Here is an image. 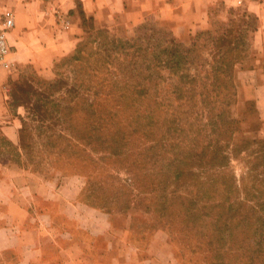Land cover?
<instances>
[{
	"label": "rangeland",
	"instance_id": "obj_1",
	"mask_svg": "<svg viewBox=\"0 0 264 264\" xmlns=\"http://www.w3.org/2000/svg\"><path fill=\"white\" fill-rule=\"evenodd\" d=\"M233 18L251 22L241 12ZM139 25L86 36L98 35L87 39L78 62L62 70L78 95L49 89L30 66L14 88L22 95L27 82L32 85L15 161L33 181L47 182L52 194L61 185L78 189V201L111 219L108 235H93L60 213L55 201H38L48 213L47 256L59 257L58 243H78L82 249L72 255L91 264H264V115L250 98L252 89H245L255 84H238L237 91V84L213 79L210 65L233 46L237 63L243 62L250 33L244 31L248 39L236 45L217 43L214 36L239 37V30L215 15L201 27L212 30L204 36L208 51L193 54L192 68L172 59L155 65L148 55L130 64L126 45L151 49L173 28L153 18ZM201 28L174 35L189 46L188 33ZM135 35L141 37L130 46L124 38ZM86 105L94 113L86 115ZM66 106L74 127L62 122L59 109ZM85 118L88 131L81 128ZM10 226V217H0V228ZM111 236L115 249H107ZM20 256L19 250H0V264Z\"/></svg>",
	"mask_w": 264,
	"mask_h": 264
},
{
	"label": "crops",
	"instance_id": "obj_2",
	"mask_svg": "<svg viewBox=\"0 0 264 264\" xmlns=\"http://www.w3.org/2000/svg\"><path fill=\"white\" fill-rule=\"evenodd\" d=\"M232 10L255 18L249 57L235 77L237 86L255 84L245 89H252L250 98L264 115V0H245L242 4L237 0H0V28L7 13L15 18V26L7 34L10 49L0 74V202L6 203L0 217L11 218L10 227L0 228V250H19L21 254L17 261L5 264H91L80 254L72 255V251L82 249L78 243H58L59 257L47 256L48 213L38 201H55L60 213L93 235L106 236L111 226L109 216L78 201V189L61 185L57 194H52L47 182L33 181L15 161L25 108L15 101L14 88L23 80L22 68L30 66L39 76L52 78L55 62L93 30L130 31L153 18L180 32L205 27L215 15L227 21ZM109 248L115 249L113 236L107 239ZM112 259L116 263L120 258ZM124 264L130 263L126 259Z\"/></svg>",
	"mask_w": 264,
	"mask_h": 264
},
{
	"label": "trees",
	"instance_id": "obj_3",
	"mask_svg": "<svg viewBox=\"0 0 264 264\" xmlns=\"http://www.w3.org/2000/svg\"><path fill=\"white\" fill-rule=\"evenodd\" d=\"M240 12L241 11L232 10L228 21H226V23L228 24H232V25L237 24V28L239 30L238 32L239 37L233 34H231L232 36L228 37V34L224 33L223 37L214 36L213 37L214 41H217V43H221V44L232 43V45H236L237 40H244V36L246 39H248V37H246L247 35L246 32L248 31V33H251L250 31L255 26V18L253 16H247L246 13L241 12L242 17L251 19V22L245 20L243 23H240V22L236 23L233 17L237 16ZM211 24L212 23H210V25ZM103 29L106 32H108L109 30V29L102 28V29H97L93 31L96 32V31L103 30ZM198 29L200 28H197V29L187 28L184 30L191 31V30H198ZM211 31H212L211 29H202L196 32L195 34L188 33V38H190V42H189V46H187L185 38L176 37L174 35L176 32L174 31L173 28H171L166 39H160V40L154 41L151 46V49L142 51L141 50L142 47L138 46V48L134 50L133 48H130L127 45L123 49L126 50L128 48L127 51L131 50V52L127 53V54H131L132 56L131 58L127 59V62H129L130 64H135L140 56L146 58L148 55L150 59L149 63H154L155 65H156V62L157 64H163L167 62L170 63L169 60L172 59L174 60L172 62L179 67L185 66V64L186 65L189 64L187 66L188 67L191 66L192 68L193 64L189 61V59L193 57V54L194 56L196 55L198 57V56H201L203 52L208 51L205 47L207 46V43H208L207 40L209 39H207V37H205L204 39V36H206V34L211 33ZM97 37L98 35L96 34L94 35L92 39L89 36L88 37L85 36L82 40L78 42L76 48L72 52L64 55L63 57H61L59 60L55 62L54 68H53V72H54L53 77L48 78V79L45 78V82L49 85V89L51 90L58 89V90L64 91L66 94L68 93H72L73 95L79 94V88L76 87V84H70V82L67 79H62L63 78L62 70L67 69L66 65H68V63L74 62V61L78 62L80 58L83 57V52L85 50V47L87 46V39L90 38L91 40L95 41L97 40ZM140 37L141 36L139 35L137 36L135 35L133 37H127L124 39L129 43L130 46H136L137 45L136 42L140 39ZM216 48H220V45H216ZM248 48L247 50L244 51L246 54L245 55L246 58L243 60V62H239V63H237L238 62L237 60L238 52L235 46H233L232 48L233 51L230 54L224 55L223 53H219V57L215 56L214 60L216 58L217 59L221 58L224 60V63L220 62L218 64L214 60L210 62V65L212 67V78L215 79L216 81H219L221 84H236V81L234 78L235 67L236 65L240 66L241 64L244 63V61L247 60L250 54V43L248 44ZM219 52H222V50L220 49ZM67 71L70 72V70H67ZM41 78H44V77H41ZM27 84H28L27 85L28 88L23 90L24 94L20 95L16 91L14 92L15 101L23 105L26 110L29 108V104H30L29 88L32 86L31 82H27ZM16 86L17 85H15V87ZM235 91L236 89L234 90V92ZM83 108L84 110L82 111L86 112V115L88 113L90 114L94 113L95 111V109H93V106L91 105H86ZM59 111L61 112L63 116H65V118H63L62 120L63 123H71L73 127L76 126L74 123L71 122L72 112H73L72 108H70L69 106H66L65 109L60 108ZM22 123H23V126H25V122L23 121ZM90 127H91V122L89 123L87 119L85 118V121L83 122V125L81 127L82 130L88 131Z\"/></svg>",
	"mask_w": 264,
	"mask_h": 264
},
{
	"label": "built area",
	"instance_id": "obj_4",
	"mask_svg": "<svg viewBox=\"0 0 264 264\" xmlns=\"http://www.w3.org/2000/svg\"><path fill=\"white\" fill-rule=\"evenodd\" d=\"M245 0H237L238 4H242ZM15 26V18L13 14L7 13L0 28V74L2 68L6 64L7 55L9 53V44L7 39L8 30Z\"/></svg>",
	"mask_w": 264,
	"mask_h": 264
}]
</instances>
